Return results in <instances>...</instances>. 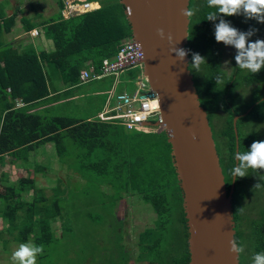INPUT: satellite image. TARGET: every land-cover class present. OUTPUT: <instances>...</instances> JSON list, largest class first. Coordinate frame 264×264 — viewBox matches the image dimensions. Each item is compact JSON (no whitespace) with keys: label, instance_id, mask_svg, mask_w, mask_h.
Here are the masks:
<instances>
[{"label":"trees","instance_id":"1","mask_svg":"<svg viewBox=\"0 0 264 264\" xmlns=\"http://www.w3.org/2000/svg\"><path fill=\"white\" fill-rule=\"evenodd\" d=\"M89 1H98L100 7L57 23L58 34L54 37L57 52L53 55L43 53L41 57L33 49L18 50L3 42L2 36L12 17L6 19L0 10V105L5 104L4 107L8 108L0 131V154L11 152L17 155L23 146L32 147L34 143L36 146L53 141L57 160L80 172L81 177L90 187H95L98 194L105 190L108 196H114L117 201H121L125 195H136L142 204L147 203L155 208L157 215L154 225L138 232V243L143 251L151 255L152 264H189L188 228L182 192L172 161L171 144L164 130L142 131L139 134L142 136H139L137 130L126 132L117 122L101 121L99 118L79 119L62 114L46 117L38 112L28 113L26 108H11V101L16 97L29 103L47 95V76L50 74L61 75L64 84H73L79 80V70L86 66L85 61L89 59L95 71H99L103 58L115 55L121 43L130 38V24L119 0ZM63 2L59 1L62 8ZM189 8L194 13L190 17L188 36L190 62L193 52L199 53L207 61L198 72L191 67L190 70L200 102L208 112L226 187L230 190L233 183L231 169L236 166L237 149L233 118L240 115L236 124L239 151H247L254 141H261L259 136L253 135V131L245 132L243 129L246 122L264 121V69L256 74L239 69L233 47L235 51L230 57L232 69L227 72L223 68L226 45L215 40L214 25L223 18L242 32L258 29L252 40L249 39L254 42L264 40V23L246 19L242 14H221L216 21H209L208 13L216 9L210 8L207 0H190ZM217 77H220L218 84L215 80ZM110 78L113 79L112 76ZM130 84L135 87L133 82ZM253 173L262 175L264 194V169ZM57 180L65 185L64 191L57 190L59 184L52 186V191H66L72 196L70 181ZM31 188L34 198L31 202L23 200L22 195ZM1 191L7 202L0 213L9 219L7 231L16 232V236H19L15 240L25 243L32 233H36L37 246H52L57 240L52 222L57 216L63 217L62 211L59 207L51 209L52 206L48 204L50 198L42 188L35 186L34 179L20 178L15 185L0 187ZM248 196L242 178L235 179V237L245 248L240 256L241 264H252V256L264 252V208L259 215L252 217L244 209V203L250 200ZM38 202L43 203L39 206ZM54 203L57 205L56 199ZM115 203L111 205L114 207ZM246 219L251 225L249 230L244 227ZM177 221L180 224L178 237L173 232V229L176 231ZM67 224L65 221L66 233H69ZM109 231L111 242L119 239L117 236L112 238L117 233L115 229ZM88 232L93 239L92 245L87 244L86 247L92 251L99 246L94 236L99 231ZM46 255L44 252L40 256V264H44Z\"/></svg>","mask_w":264,"mask_h":264},{"label":"water","instance_id":"2","mask_svg":"<svg viewBox=\"0 0 264 264\" xmlns=\"http://www.w3.org/2000/svg\"><path fill=\"white\" fill-rule=\"evenodd\" d=\"M119 1L130 24V38L144 53L141 74L160 104L159 116L143 124L152 131L164 130L171 144L188 228L189 264H241L240 257L229 251V241L236 239L235 179L228 190L208 112L200 102L189 67V51L183 61L171 52L174 47L189 50L190 17L182 15L181 9L189 7L190 0ZM161 28L163 39L157 31ZM239 117L233 118L236 152Z\"/></svg>","mask_w":264,"mask_h":264},{"label":"rangeland","instance_id":"3","mask_svg":"<svg viewBox=\"0 0 264 264\" xmlns=\"http://www.w3.org/2000/svg\"><path fill=\"white\" fill-rule=\"evenodd\" d=\"M41 1L42 0H22L20 2L23 9L22 13L31 15L29 3L32 2V4H34L33 7L35 8ZM45 1L47 3L51 2V0ZM75 1L76 0L65 1L67 6L64 12H66V14L73 11L75 12L79 9L81 10V7L76 9L67 8L70 3L73 4ZM14 3L17 2L14 1ZM94 7L97 9V7H100V4L97 3ZM49 10H52V4ZM8 13L11 14L12 11H9ZM23 14H17V19L19 20ZM252 38L253 36L249 39L252 40ZM234 51L235 49L232 46H225L226 56L223 60V68L227 72H230L232 69L230 65V57ZM140 71H142L141 67H137L130 69L121 75L120 81L123 82V84L118 83V87H116L115 91V98L116 94L119 92L132 91L134 87H131V84L129 83L128 85L126 84L131 78L134 79L129 82L136 84L137 79L140 77L138 76ZM18 100L19 99H16L15 101ZM241 102L245 103L244 100H241ZM83 111L85 110L83 109ZM97 118L99 117L96 115L93 119ZM217 120L218 119L215 121L217 122ZM261 120L263 121V118ZM112 121L118 122V120ZM154 130L156 132L159 131L157 128ZM243 130L245 132L253 131V135L259 136L261 141H264V121L260 123H253V121H249V123L246 122L244 123ZM136 134L138 133L136 132ZM36 159L40 165H43L42 163H45L46 161L47 165H50L48 168L51 170L49 172L45 171V173H37L34 179V181H37L35 185L39 189L42 188L46 196L50 198L48 204L50 207L52 206L51 209L56 210L59 207L63 215L62 218L57 216L56 220L52 222V227L54 229V234L57 236V240L54 241L52 246L48 245L44 247V252L47 254L44 258V264H152L151 255L143 251L141 248L142 246L138 243V232L154 225L157 211L153 206L147 203L142 204L137 199L136 195H125L126 197L121 201H117V199H114V196H108V193L105 190L101 189L102 192L98 194L96 188L93 186L90 187L76 171L66 169L61 166L56 159L45 158V156L44 158L38 157ZM30 160L35 162V158H31ZM20 162L21 161L19 160L18 163ZM58 178L63 181H70V190L73 192L72 196L66 191L65 193L58 192H63L65 188V185H62V183L57 180ZM242 180L243 187L248 193V198L250 199H247L246 203H244V209L247 210L252 217H256V215H259L264 208V194L261 187L262 175L249 172V175L242 178ZM56 184H59V186H57L58 191L53 192L51 187ZM257 184L259 186L255 187ZM104 185L106 184H103V186ZM31 194L32 195L27 193L23 195L22 199L31 202L35 196L34 193ZM54 199L57 200V205L54 203ZM115 201L116 203L113 207L111 204ZM42 203L43 202H38V205L40 206ZM113 213L116 220L112 218ZM98 220L100 222L95 223ZM65 221L68 222L67 228H69V233H66L67 229L64 225ZM121 222L122 225H120ZM106 226L111 230L115 229L117 231L112 238L117 236L119 238L118 240L114 242L109 240L111 235H109L110 231ZM250 226L249 220L246 219L244 223L245 229L249 230ZM95 230H98L99 234L98 232H95ZM179 230L180 224L177 221L176 231L173 229V232L177 234V237ZM88 231L95 232L94 236L99 245L98 248H95L92 251L86 247L87 244H90V246L92 245L91 240L93 239V236L90 235ZM173 232H171V235H173ZM16 235V232H14V234L8 232L4 237H0V241L2 242V245L0 244V264H13L11 259L12 253L23 243L20 240H15L16 237H19ZM29 241L37 245L36 233H32L25 243ZM40 263V256H38L37 264Z\"/></svg>","mask_w":264,"mask_h":264},{"label":"crops","instance_id":"4","mask_svg":"<svg viewBox=\"0 0 264 264\" xmlns=\"http://www.w3.org/2000/svg\"><path fill=\"white\" fill-rule=\"evenodd\" d=\"M14 1L17 3H14ZM21 1L22 0H0V10L3 12L5 18L8 19L12 17V21L7 25L6 31L2 36L3 42L5 44H11L12 47L18 50L33 49L39 57H41L43 53L46 55H53L57 52L58 46L54 38L58 34L57 23L78 14L92 11L96 9V7H94L95 4H100L98 1L76 0L71 4L74 9L79 8L84 2H91L93 7L89 10L73 11L66 14V12H64L67 6V4H65L66 0L63 2V8L59 4L60 0H51L50 3L42 0L35 8L33 7L34 4L30 2L29 10H31V15H27L22 13L23 9L20 5ZM51 4L52 10H49ZM67 8L70 9L71 7L69 6ZM98 8L99 7H97V9ZM9 11H12V13L9 14ZM17 14H23L19 20L17 19ZM35 30L37 33L33 34ZM85 64L86 66L80 68L79 80L75 83L64 84L61 75L55 76L57 74H50L47 76V86L49 88L47 95L39 100H34L29 103H26L21 97H16V99L19 100L15 101V99L14 101H11V108H26L28 113L38 112L46 117L54 114H62L65 116L72 115L79 119L90 120L103 111L116 107L118 100L114 97L115 95H112L111 91L113 89L116 90L118 83L115 79H111V76L100 79L92 78L88 81L82 80L81 73L83 70H95L91 59L86 60ZM138 76H141V72L138 73ZM50 80H52V83ZM130 80L132 79H129V81ZM129 81L126 85H128V83L130 84ZM120 83L123 84V82L119 80V84ZM19 101H23V104L17 105V102ZM4 106L5 104L0 105V131L4 115L8 110V108H5ZM83 109L85 111H83ZM116 124L121 125L123 131L131 132V130L125 128L124 124L120 122H117ZM136 132L139 135L142 131ZM34 145L35 143L32 147L23 146L19 148L17 155L11 152L0 154V187L15 185L18 180L23 177L35 179L37 173H45V171L49 172L51 170L48 168L50 165H47L46 161L45 163H42L43 165H40L36 158H44L45 156V158L56 159V161H58L55 156L56 148L54 142L46 141L39 145ZM31 158H35V162L30 160ZM19 160L21 161L20 163H18ZM58 163L66 169L74 170L65 163L59 161ZM77 173L81 176L80 172ZM36 182L37 181H35V183ZM32 191L33 189L31 188L28 192L26 191L25 194L29 193L32 195ZM0 195H2L0 196L1 212L5 201L7 202V200H5V195L2 191L0 192ZM8 226L9 219L0 213V237H4L8 234ZM0 244L2 245L1 241Z\"/></svg>","mask_w":264,"mask_h":264},{"label":"clouds","instance_id":"5","mask_svg":"<svg viewBox=\"0 0 264 264\" xmlns=\"http://www.w3.org/2000/svg\"><path fill=\"white\" fill-rule=\"evenodd\" d=\"M207 5L216 9L208 13L207 20L209 21H216L221 14L223 16L242 14L246 19H255L260 23H264V0H207ZM181 14L188 18L194 13L187 7L186 9H181ZM214 27L215 40L218 43L222 42L224 45L232 46L236 49L235 61L239 69L247 70L252 74L259 73L264 69V40L258 39L255 42H250L249 40V37L255 35L258 29L251 28L247 32H242L223 18H220L219 23H215ZM157 31L158 35L163 39L165 37L164 29L161 28ZM168 39L171 41L172 37L169 35ZM188 51L190 50L177 47L171 49V52L175 53L180 61L186 58ZM205 61V57L193 52L189 67L194 68L198 72ZM215 80L218 84L220 77ZM235 159L238 163L231 169L233 179L248 176L250 169L253 172L264 169V141H254L247 151H237ZM257 186L259 185L257 184L255 187ZM229 244V251L239 259L244 254L245 248L235 238H232ZM43 254V245L37 246L29 241L20 244L12 253L11 259L13 264H37V257ZM251 260L252 264H264V252L256 253Z\"/></svg>","mask_w":264,"mask_h":264},{"label":"built area","instance_id":"6","mask_svg":"<svg viewBox=\"0 0 264 264\" xmlns=\"http://www.w3.org/2000/svg\"><path fill=\"white\" fill-rule=\"evenodd\" d=\"M69 6L73 7L71 3ZM80 7L81 10L85 11L92 9L93 4L84 2ZM76 11H80V9ZM34 33H37V31L35 30ZM143 57L144 53L141 45L137 41L127 38L121 43L114 56L103 58L99 71L93 69L90 71L83 70L81 79L88 81L92 78L100 79L112 76L119 83L121 75L127 70L142 67ZM115 91L114 89L111 91L112 95H115ZM116 99L118 100L116 107L98 114L100 120H118V122L124 124L127 130L131 131H152L143 123L148 120H155L159 116L160 104L157 94L150 88L142 74L137 79L131 92H119L116 94ZM20 104L23 103L21 101L17 102V105Z\"/></svg>","mask_w":264,"mask_h":264}]
</instances>
